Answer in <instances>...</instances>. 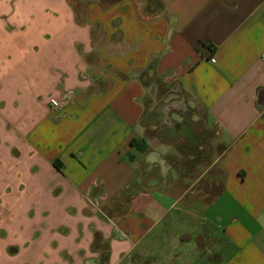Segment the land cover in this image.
Segmentation results:
<instances>
[{"label": "crops", "instance_id": "0c3cea01", "mask_svg": "<svg viewBox=\"0 0 264 264\" xmlns=\"http://www.w3.org/2000/svg\"><path fill=\"white\" fill-rule=\"evenodd\" d=\"M12 231L0 264H264V0H0Z\"/></svg>", "mask_w": 264, "mask_h": 264}, {"label": "rangeland", "instance_id": "374dc122", "mask_svg": "<svg viewBox=\"0 0 264 264\" xmlns=\"http://www.w3.org/2000/svg\"><path fill=\"white\" fill-rule=\"evenodd\" d=\"M173 89H174V87H173ZM187 114H189L190 117L192 116V114H200V116H203L204 117V114L205 113H204V111H203L202 108H200V107H194V108L190 109V111H188ZM217 130L218 129L216 128V131ZM18 217H20V216H19L18 212H16L15 215L12 216L13 223L18 220ZM11 233L12 234L10 235V239H8L7 243H5L4 246L3 247L1 246V248H0V256L1 257H4V258H7V259H16V258H14V257H12L10 255H6L5 254V248L7 247V244L8 243H11L14 240H22V236L19 235L18 232H16V231H12ZM28 239H30V238L28 237ZM25 253L26 252H24V251L22 253H20V255L23 254L20 257H24L25 256Z\"/></svg>", "mask_w": 264, "mask_h": 264}, {"label": "built area", "instance_id": "2783aa9c", "mask_svg": "<svg viewBox=\"0 0 264 264\" xmlns=\"http://www.w3.org/2000/svg\"><path fill=\"white\" fill-rule=\"evenodd\" d=\"M211 60L213 61V62H216V59L213 57V58H211Z\"/></svg>", "mask_w": 264, "mask_h": 264}]
</instances>
